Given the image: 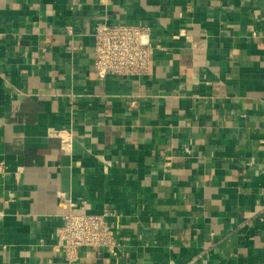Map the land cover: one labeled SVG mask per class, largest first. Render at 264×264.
Listing matches in <instances>:
<instances>
[{
    "label": "crops",
    "instance_id": "crops-1",
    "mask_svg": "<svg viewBox=\"0 0 264 264\" xmlns=\"http://www.w3.org/2000/svg\"><path fill=\"white\" fill-rule=\"evenodd\" d=\"M101 20L148 74L97 77ZM1 160L0 264H66L58 192L119 242L76 264H264V0H0Z\"/></svg>",
    "mask_w": 264,
    "mask_h": 264
},
{
    "label": "built area",
    "instance_id": "built-area-1",
    "mask_svg": "<svg viewBox=\"0 0 264 264\" xmlns=\"http://www.w3.org/2000/svg\"><path fill=\"white\" fill-rule=\"evenodd\" d=\"M151 28L145 24L119 22L109 24L98 21L93 30V67L99 79L107 75L143 76L150 69L154 45L150 39ZM156 47V46H155ZM49 136L58 137L62 152L68 151L71 133L49 128ZM107 171L112 161L97 157ZM5 173L4 161H0V174ZM19 169L15 171L16 178ZM59 205H67L62 215V224L57 228V243L66 264H76L81 248H105L116 254L119 242L115 228L108 222L110 212L90 213L85 211L86 203L66 201L62 192L57 193Z\"/></svg>",
    "mask_w": 264,
    "mask_h": 264
}]
</instances>
